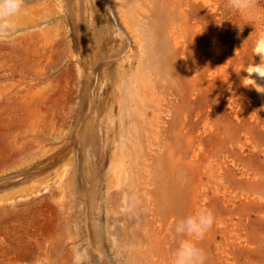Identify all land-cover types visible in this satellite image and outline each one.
<instances>
[{
    "label": "rangeland",
    "instance_id": "1",
    "mask_svg": "<svg viewBox=\"0 0 264 264\" xmlns=\"http://www.w3.org/2000/svg\"><path fill=\"white\" fill-rule=\"evenodd\" d=\"M257 11L25 0L0 39V264H72L77 247L88 264H171L175 224L203 209L206 264H264Z\"/></svg>",
    "mask_w": 264,
    "mask_h": 264
},
{
    "label": "clouds",
    "instance_id": "2",
    "mask_svg": "<svg viewBox=\"0 0 264 264\" xmlns=\"http://www.w3.org/2000/svg\"><path fill=\"white\" fill-rule=\"evenodd\" d=\"M25 0H0V39L11 36L17 29L16 21L24 14ZM228 7L238 15L256 9V0H227ZM257 18L264 17V13L257 11ZM228 20V19H227ZM239 25L241 31L244 25L231 19ZM214 224V215L210 210L203 209L188 215L175 224L174 231L181 237L178 246L171 257V264H206L207 255L198 241ZM72 264H88L87 248L72 249Z\"/></svg>",
    "mask_w": 264,
    "mask_h": 264
},
{
    "label": "bare ground",
    "instance_id": "3",
    "mask_svg": "<svg viewBox=\"0 0 264 264\" xmlns=\"http://www.w3.org/2000/svg\"><path fill=\"white\" fill-rule=\"evenodd\" d=\"M256 51L260 55L261 61L254 66H249L245 80L247 83L255 86L259 92L261 89L264 90V42L259 43ZM139 62L141 63L142 61L140 60Z\"/></svg>",
    "mask_w": 264,
    "mask_h": 264
}]
</instances>
